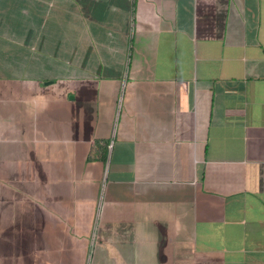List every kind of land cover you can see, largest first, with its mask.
<instances>
[{"label":"crops","instance_id":"obj_1","mask_svg":"<svg viewBox=\"0 0 264 264\" xmlns=\"http://www.w3.org/2000/svg\"><path fill=\"white\" fill-rule=\"evenodd\" d=\"M0 264H264V0H0Z\"/></svg>","mask_w":264,"mask_h":264}]
</instances>
